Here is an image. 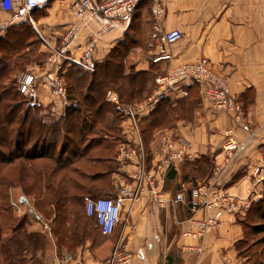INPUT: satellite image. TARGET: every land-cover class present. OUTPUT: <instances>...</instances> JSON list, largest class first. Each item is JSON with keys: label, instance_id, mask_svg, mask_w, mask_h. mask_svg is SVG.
<instances>
[{"label": "crops", "instance_id": "1", "mask_svg": "<svg viewBox=\"0 0 264 264\" xmlns=\"http://www.w3.org/2000/svg\"><path fill=\"white\" fill-rule=\"evenodd\" d=\"M76 1L49 0L25 14L0 10V57L9 58V63L14 59L27 63L28 72L23 75L33 77L28 95L36 105L60 116L67 102L76 101L66 98L70 68L94 71L127 33L136 39L125 58V72L144 71L147 79L144 88L128 100L111 86L104 88L112 112L121 114L113 125L118 134L112 152L106 150L104 136L91 143L86 155L95 159L91 165L99 166L103 165L99 152L108 151L116 167L91 174L96 184L91 194L115 196L122 175L128 178L135 172V164L118 161L121 143H140L150 167L161 157L162 133L169 132L188 141L191 157L177 169L165 170L157 180L155 191L162 202L152 197L149 187L139 199L126 200L113 235L99 232L98 244L86 238L69 249L51 234L45 248L35 254L44 262L48 257L45 264H98L118 240L132 252L133 264H250L238 245L250 232L249 207L264 189V0H163L160 17L151 0H141L127 18L114 19L111 30L107 29L110 20L100 14L86 10L83 17L77 16L72 7ZM173 28L181 31V39L163 43V33ZM91 41L93 47L87 53ZM202 57L228 76L230 92L245 112L243 121L214 111L197 83L186 81L163 94L157 89L156 79L170 67ZM23 75L17 77L19 83ZM59 85L64 91H57ZM129 110L137 117L135 126L128 118ZM111 124L103 121L96 127ZM229 139L245 144L227 163L231 152L224 146ZM203 156L210 160L211 171L195 176L188 163ZM215 171H221L218 189L235 197L238 206L223 213L198 251L200 240L181 234L193 213L174 198L184 193L189 199ZM202 215L199 210L194 216ZM66 254L69 260H64Z\"/></svg>", "mask_w": 264, "mask_h": 264}, {"label": "trees", "instance_id": "2", "mask_svg": "<svg viewBox=\"0 0 264 264\" xmlns=\"http://www.w3.org/2000/svg\"><path fill=\"white\" fill-rule=\"evenodd\" d=\"M136 42V39L127 33L125 38L112 49L110 54L94 71L88 72L79 67H71V70L68 72L69 82L66 85V98L67 100L75 99L76 101L75 103L67 102L64 113L59 119L49 122L44 121L40 115L41 105L34 103L26 104L22 107V101L16 99V96L20 92L19 89H13L9 86V83L13 84V86L16 85L15 79L11 80L10 76L14 67L19 62H23L14 59L13 63H9V58L0 57L1 257L11 255V249L14 252L11 256H26L27 254L24 255L23 252H29L28 255L35 258V253L40 249L35 246L36 239L32 241L31 235L20 232L22 230L21 221L14 218L11 214L7 215V217L3 216L2 212L6 211L7 208L10 207L11 210L14 208L10 204L9 192L7 190L12 185H19L24 194L31 196L33 199L32 208L35 211L38 210L42 214L53 213L54 236L59 245L63 244L72 249L87 238L85 228L80 227V225L77 226L75 222L76 217L80 215L82 209L84 216L91 219L95 229L100 232L95 218L86 214L83 198L87 195L91 197L106 195L91 194V191H94L96 188L91 175L94 171L91 173L86 172V167H83L81 163H83L82 159L84 158H86L87 163L95 160L89 158L86 154L89 151L91 143L95 140L103 139L105 135L103 137L96 135L95 139L92 137L89 140L87 137L90 134L94 136L95 129L97 128L96 124L103 122L106 114H108L107 112L113 111V107L105 101L104 88L111 86L119 93V97L123 100H128L129 96L144 88V83L147 79V76H145L146 72L132 70L129 73L125 72V58ZM75 112H80L83 117L78 124H74V122L69 120ZM120 115H118L119 118ZM64 123H66V126ZM68 123L69 126L67 125ZM64 127H67L68 130ZM75 127L78 131V139L76 140L83 147L78 155L74 153L75 157H63L68 152L67 145L72 143L74 136L72 129H75ZM114 127L118 130L117 126ZM101 128L110 129L113 127L103 126ZM59 136L62 140H59ZM114 140L115 137L111 140L112 142H109L107 139V143L105 144L106 150L111 149L110 152H112ZM54 141H56V145H52ZM59 141L61 148L56 155ZM99 155L101 156L100 160L103 162V165L106 161L112 160V155L108 151L103 155L101 149ZM39 159H45L48 163L59 165L56 168L49 167L39 170L31 168L28 175H24L21 172L22 168L19 165L11 169V166L16 161L32 163ZM80 160L82 161L80 162ZM188 164L192 165L191 170L195 176L200 175L204 177L211 171L210 160L205 156ZM62 170H65V172L61 173ZM103 170L101 169V171ZM73 175L76 176V179ZM77 178L81 180H77ZM248 216L250 232L247 235L263 234L262 236H264V193L260 199L251 203ZM78 219L81 221L80 217ZM247 235L244 240H246ZM24 242H27L34 248L28 251L27 247L24 246ZM7 246H9V251L6 248Z\"/></svg>", "mask_w": 264, "mask_h": 264}, {"label": "built area", "instance_id": "3", "mask_svg": "<svg viewBox=\"0 0 264 264\" xmlns=\"http://www.w3.org/2000/svg\"><path fill=\"white\" fill-rule=\"evenodd\" d=\"M141 0H103L97 3L95 0H78L73 3L75 13L83 17L86 10L92 14H100L109 19L108 30L114 28V19L127 18L134 7ZM153 8L160 17L164 13L163 0H151ZM49 0H0V10L11 12L16 11L18 14H25L27 11L44 6ZM181 31L177 28L170 29L163 33V43L171 45L181 39ZM93 47V41L88 45L87 53ZM32 75L25 74L20 80L19 91L28 92L32 84ZM190 81L200 86L203 99H205L214 111L224 112L231 115L236 121H243L245 112L239 100L233 96L229 89L228 76L216 69L211 61L205 57L199 58L192 62L183 63L170 67L164 75L156 79V87L160 93H164L179 84ZM58 92L64 91L63 86L57 87ZM128 118L132 126L137 123V117L128 111ZM244 142H238L229 139L224 149L230 151L227 163L233 155L239 152ZM191 157L190 144L185 138L164 132L161 136V157L148 167L146 155L143 146L140 143L130 144L121 143L118 147V161L121 163L131 162L136 165L133 174H129L128 180L118 186L115 196L91 197L85 196L84 208L88 216H93L100 232L105 236H111L120 221L121 212L126 200L130 202L139 199L145 190L149 187L152 197L158 202H162L158 197L156 182L163 178L165 170L169 168L177 169L189 160ZM258 169H255L256 174ZM221 171H215L208 182L196 187L189 199L184 193H178L174 201L186 204L193 215L188 219L189 227L182 231L183 237H190L200 240L197 250L201 251L206 234L219 225L223 213L237 208L238 203L235 197L221 192L218 189ZM28 203L24 195H20L16 201H11V205L19 208ZM201 210V217L194 216L197 211ZM29 213L35 221L40 223L43 228L50 230V226L42 219L31 206L28 207ZM70 255L66 254L64 260H69ZM98 264H133V254L125 244L117 241L113 244L108 257Z\"/></svg>", "mask_w": 264, "mask_h": 264}, {"label": "rangeland", "instance_id": "4", "mask_svg": "<svg viewBox=\"0 0 264 264\" xmlns=\"http://www.w3.org/2000/svg\"><path fill=\"white\" fill-rule=\"evenodd\" d=\"M28 64L27 63H21L19 62L16 67H14V70L11 73V80L15 79L16 81V85L13 86V84L9 83V86H11L13 89H19L18 85V76L23 75L24 73H27L28 71L26 69H28ZM31 69V68H30ZM15 77V78H14ZM17 100L22 101V107H24V105L26 104H34L33 101V97L31 95H28V92H19V95L16 96ZM64 112H62L63 114ZM40 115L42 117V119L46 122H49L51 120H57L59 119V117L61 116H57V114L52 111H50V109L48 107H44L41 106V111H40ZM83 119L82 115L80 114V112H75L74 115L71 116V118H69L70 121L74 122V124H78L81 122V120ZM120 118L118 117V114L116 112H112L110 114H106L105 118L103 121H106L107 123L110 121L112 124L113 128H101V127H97L95 129V133L94 136H92L93 134H90L87 138L88 140L91 139L92 137H97L96 135H99L98 137H103L104 135L108 138L109 142H111V140H113L114 137L117 136L118 134V130L113 126L117 124V121H119ZM70 123V122H69ZM69 123L67 124L69 126ZM73 124V123H72ZM64 125L66 126V123H64ZM66 130H68L67 127H64ZM72 132L74 133L73 139H72V143L67 145L68 148V152L65 153V155H63V157H67V158H73L75 157L74 153H78L81 151L83 145L78 143V141L76 139H78L77 135H78V131L77 128L75 127V129H72ZM163 134V133H162ZM59 140H62V138H60L59 136ZM56 143V141L53 142L52 145H54ZM57 144V143H56ZM55 144V145H56ZM114 145V143H113ZM61 148V143L60 141L58 142L57 145V150H56V155L57 153H59V149ZM83 163H81V165L83 167H86L85 170L86 172H93L96 170H115L116 164L114 162H112V160L106 161L103 165V167L101 165H91V163H87L86 158L82 159ZM80 160V162L82 161ZM22 163V165H21ZM87 163V164H85ZM19 167L22 168L21 172L24 175H28L31 168H34V170H39V169H46V168H53V167H57V165L59 164H55V163H48L47 160L45 159H39V160H35L32 163H27L25 161H16L15 164L13 166H11L12 168L15 167ZM78 165L80 166V164L78 163ZM82 171V170H81ZM65 170H62L61 173H64ZM125 175V176H124ZM124 175H122V180L123 182L127 181V175L124 173ZM73 177L75 178L76 176L73 175ZM76 179V178H75ZM28 181L29 178H27ZM77 180H81L80 178H77ZM91 185L92 183L89 182ZM95 186V185H94ZM8 192H9V200H10V204L11 201H16L17 198L20 195H24L26 197V199L28 200V203L21 206L19 208V210L13 208L11 210V208H7L6 211H3L2 213L4 214L3 216L7 215H13L14 218H16L17 220L22 222L21 225V229L20 232L23 233H27L29 235H31L32 237V241H34V239H36V247L37 248H45V243L47 241V239H49L50 235H54V225L52 223V218H53V213L50 214H42L40 212L42 219L47 222L50 226V230L43 228L42 225H40V223H38L37 221H35V219L33 218V216L29 213L28 211V207L32 205V198L31 196L24 194L22 192V189L19 185H12L11 187L7 188ZM263 193H264V189H263ZM84 199V198H83ZM6 201V200H5ZM7 202V201H6ZM1 206V204H0ZM35 210V209H34ZM80 215L76 217L75 222L77 223V226L80 225V227H84L85 228V233H86V237L90 240V242L94 243V244H98L99 241H101V235L100 233L95 229L93 221L91 219H88L87 217L84 216L83 213V209L80 211ZM51 216V218H49ZM81 218V221H79L78 218ZM13 223H17V222H13ZM23 235V234H22ZM263 234L260 235H247L246 240H243L242 242L239 243L238 248L239 250L243 251V255L247 256L249 258V263L250 264H264V236H262ZM55 237V236H54ZM112 239L114 238L111 237ZM114 241V240H113ZM118 241V240H117ZM115 241V242H117ZM122 243L124 244V241H122ZM34 244V242H33ZM24 246L27 247L28 251H31L34 247L29 245L27 242H24ZM7 250L9 251V246L6 247ZM10 254H14V252L11 251L10 249ZM24 255L26 256H7V257H1L0 255V264H45V262H47V258L45 257L46 261L44 262V259L41 258L40 255H35V258L30 257V255H28V253L23 252ZM35 259V260H33Z\"/></svg>", "mask_w": 264, "mask_h": 264}]
</instances>
